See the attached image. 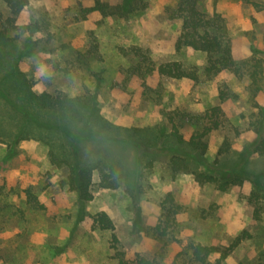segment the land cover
<instances>
[{
    "label": "rangeland",
    "instance_id": "obj_1",
    "mask_svg": "<svg viewBox=\"0 0 264 264\" xmlns=\"http://www.w3.org/2000/svg\"><path fill=\"white\" fill-rule=\"evenodd\" d=\"M95 1L27 0L0 38V264H139L141 257L191 264V243L226 251L225 264H264V197L257 218L252 198L262 188L244 179L220 189L192 172L210 166L218 174L253 142L250 125H264V0L196 1L207 16H220L237 65L261 63L257 93L247 68L208 76L203 52L175 49L180 0H99L127 9L112 15L89 10ZM7 15L0 0L1 21ZM132 45L157 64L193 67L197 78L153 73L144 89L121 50ZM26 81L36 93L82 103L37 105L22 90ZM215 105L222 122L204 135L203 156L189 167L175 163L173 131L189 138ZM98 157L118 167L121 183L102 188L93 169L92 198L80 200L60 181ZM244 168L264 173V156L252 154ZM168 195L180 207L159 235L152 227L164 225ZM101 211L114 225L116 250L111 231L92 221Z\"/></svg>",
    "mask_w": 264,
    "mask_h": 264
},
{
    "label": "trees",
    "instance_id": "obj_2",
    "mask_svg": "<svg viewBox=\"0 0 264 264\" xmlns=\"http://www.w3.org/2000/svg\"><path fill=\"white\" fill-rule=\"evenodd\" d=\"M196 1L197 0H180L176 6L177 17L181 21V27L174 43L175 49L179 50L182 47H189L193 50L203 52L206 56L203 69L208 76L215 75L222 70H232L238 73L241 67L247 68L248 77L250 78V88L253 93H257L261 89L258 83L261 74V63L256 59H251L254 61L244 59L237 65L231 53L229 38L219 23L220 16L217 13H214L212 16H207L196 7ZM4 2L8 8L9 15H7L3 21H1L0 18L1 39L7 37V27L14 26L16 16L23 6L26 5L27 0H4ZM89 10H99L102 14L106 15L116 13L124 14L127 12V9L124 10L120 4L109 5L99 0H96ZM24 28L26 30L27 25L20 27V29ZM121 50L123 54L131 57L132 65L128 69L140 79L144 89L147 87V76L153 73L174 78H197L196 70L193 67L184 66L179 61L155 63L147 48L132 45L128 48H122ZM23 81H25V79H23ZM22 90L29 100L40 106L64 105L72 107L73 104L82 103L78 98H68L63 94H50L45 91L36 93L31 89L27 81L26 83L24 82ZM220 98H223V95H220ZM258 107L261 113L264 107ZM221 113L222 110L220 105L208 108L202 115L203 123L200 127V131H195L187 139H184L176 129L173 131V136L176 138V143L178 144L174 148L175 163L179 158V161L183 162L185 167H189L192 159L196 158L199 160L203 156L207 147L204 135L221 125ZM250 127L254 132L255 138L253 142L247 145L243 150L238 160L228 162L230 166H224L222 171H219L220 173L218 172V174L213 168H209L210 166L194 169L192 172L199 182L218 183V188L220 189H225L228 184L239 183L244 179L253 180L259 189L262 188L261 190L254 191L255 193L252 197L254 202V216L257 218L260 214V207L258 204L261 202L260 199L264 197V173L262 171H257L256 173L250 172L248 168H244V165L254 153L264 156V125H250ZM56 128L64 130L63 127ZM97 132L100 133L99 130ZM88 133L89 131L81 134V136L86 137L89 135ZM131 136L134 135L131 134ZM227 148L228 144L224 141L220 149L221 151H225ZM93 169L98 171V185L100 187L108 189L119 187L122 179L121 172L113 162L104 157L96 158L91 165L79 167L75 176L68 175L65 179L60 181V184L75 191L80 200H90L92 198L90 187ZM165 202L167 205L163 208L162 214L164 225L160 221L152 227L153 232L159 235L166 234V228L169 226L168 222L172 220L170 213L177 212L180 207L171 195L166 196L164 199V203ZM92 221L94 225L99 228L111 231L110 244L111 247L116 250L118 241L113 232L114 225L110 217L105 212L101 211L93 215ZM188 250L190 251L191 264H225L224 259L226 257V251L218 252L219 249L217 247L191 243ZM135 262L139 264H150L147 259L142 257Z\"/></svg>",
    "mask_w": 264,
    "mask_h": 264
}]
</instances>
